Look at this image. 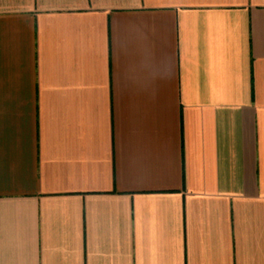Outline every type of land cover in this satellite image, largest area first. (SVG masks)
<instances>
[{
	"label": "crops",
	"instance_id": "1",
	"mask_svg": "<svg viewBox=\"0 0 264 264\" xmlns=\"http://www.w3.org/2000/svg\"><path fill=\"white\" fill-rule=\"evenodd\" d=\"M0 264H264V0H0Z\"/></svg>",
	"mask_w": 264,
	"mask_h": 264
}]
</instances>
